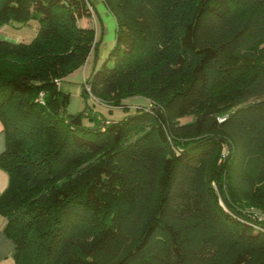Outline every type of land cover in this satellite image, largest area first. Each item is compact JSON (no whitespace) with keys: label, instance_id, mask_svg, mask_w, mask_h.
Returning <instances> with one entry per match:
<instances>
[{"label":"trees","instance_id":"trees-1","mask_svg":"<svg viewBox=\"0 0 264 264\" xmlns=\"http://www.w3.org/2000/svg\"><path fill=\"white\" fill-rule=\"evenodd\" d=\"M102 1L116 41L88 86L119 119L58 86L102 42L93 1L0 0V27L38 21L0 39L15 264H264V0Z\"/></svg>","mask_w":264,"mask_h":264},{"label":"crops","instance_id":"crops-1","mask_svg":"<svg viewBox=\"0 0 264 264\" xmlns=\"http://www.w3.org/2000/svg\"><path fill=\"white\" fill-rule=\"evenodd\" d=\"M95 6L97 10V21L95 23L88 22V26H98L100 29V26L102 25V28L105 30V25H107V23L112 24L113 28L115 27V36L110 38V42L106 45L101 42L98 50H93L91 52L84 65L74 70L59 82V89L70 95V100L67 106V111L70 114H75L82 110L83 105L85 104L83 93L84 86L88 81L89 75L95 66L100 65L107 58L116 41L117 20L115 15L106 7L102 0H96ZM0 39H6L13 42L21 40L20 36H15V38H13L9 34H0ZM134 100L139 101V104L145 106L150 104V101L143 97H138ZM6 140L4 124L0 119V154L6 147ZM9 181V173L0 166V196L7 189ZM6 223L7 218L3 214H0V264H15L16 245L4 230Z\"/></svg>","mask_w":264,"mask_h":264},{"label":"rangeland","instance_id":"rangeland-1","mask_svg":"<svg viewBox=\"0 0 264 264\" xmlns=\"http://www.w3.org/2000/svg\"><path fill=\"white\" fill-rule=\"evenodd\" d=\"M93 4L95 6V1L96 0H92ZM98 1V0H97ZM96 8V6H95ZM97 21V14H92L91 17H87L84 18L80 21V23L82 25H89L88 22L92 23V22H96ZM37 26H38V21L36 20H31L29 23L24 24L21 26V28H15L9 24L4 25L1 27V31L0 34H6V35H10L11 37L15 38V36H20L21 40L24 42H28L30 40L33 39V37L36 34V30H37ZM105 30L101 29V37H102V43L104 45H106L107 43L110 42V38H113L115 36V27L113 28L112 24H108L105 25ZM105 32V33H104ZM87 89L89 96H90V100H89V104H92L91 107H93V109L95 110H99L102 113H104L105 115H107L110 118L113 119H119L122 118L125 114L126 111H124L121 107H109L107 106L105 103L100 102V100L98 98H96L95 96H93L91 94V90L88 88V84H85L84 89ZM138 97H143L145 99H147L148 101H150V104L147 105V107H150L152 102L149 98L144 97V96H133V97H129L123 100L124 105L129 106L130 109H132L135 106H143L142 104H139L137 100ZM145 106V105H144ZM85 109V104L83 105L82 110ZM193 117L192 116H188L182 119L183 122H187L192 120ZM212 184L214 185V187L218 190L217 187V183L216 181H213ZM221 203L222 205H225L224 202L221 199Z\"/></svg>","mask_w":264,"mask_h":264},{"label":"built area","instance_id":"built-area-1","mask_svg":"<svg viewBox=\"0 0 264 264\" xmlns=\"http://www.w3.org/2000/svg\"><path fill=\"white\" fill-rule=\"evenodd\" d=\"M88 88L90 89V87L88 86ZM42 97H43V93H41V97H40V100L42 101ZM260 215V217L259 218H263L264 219V212L263 213H260L259 214Z\"/></svg>","mask_w":264,"mask_h":264},{"label":"water","instance_id":"water-1","mask_svg":"<svg viewBox=\"0 0 264 264\" xmlns=\"http://www.w3.org/2000/svg\"><path fill=\"white\" fill-rule=\"evenodd\" d=\"M88 81H89V78H88ZM88 81L86 82V84H88Z\"/></svg>","mask_w":264,"mask_h":264}]
</instances>
